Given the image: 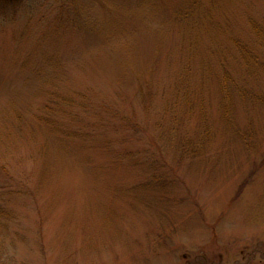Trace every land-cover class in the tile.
I'll use <instances>...</instances> for the list:
<instances>
[{"label": "rangeland", "instance_id": "374dc122", "mask_svg": "<svg viewBox=\"0 0 264 264\" xmlns=\"http://www.w3.org/2000/svg\"><path fill=\"white\" fill-rule=\"evenodd\" d=\"M0 264H264V0L0 12Z\"/></svg>", "mask_w": 264, "mask_h": 264}, {"label": "trees", "instance_id": "16d2710c", "mask_svg": "<svg viewBox=\"0 0 264 264\" xmlns=\"http://www.w3.org/2000/svg\"><path fill=\"white\" fill-rule=\"evenodd\" d=\"M18 2H21V0H0V12L7 11V8L16 6Z\"/></svg>", "mask_w": 264, "mask_h": 264}]
</instances>
